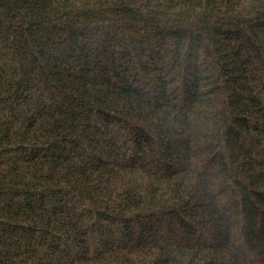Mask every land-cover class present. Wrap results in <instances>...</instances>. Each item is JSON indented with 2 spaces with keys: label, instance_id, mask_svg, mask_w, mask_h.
Segmentation results:
<instances>
[{
  "label": "trees",
  "instance_id": "16d2710c",
  "mask_svg": "<svg viewBox=\"0 0 264 264\" xmlns=\"http://www.w3.org/2000/svg\"><path fill=\"white\" fill-rule=\"evenodd\" d=\"M0 264H264V0H0Z\"/></svg>",
  "mask_w": 264,
  "mask_h": 264
}]
</instances>
